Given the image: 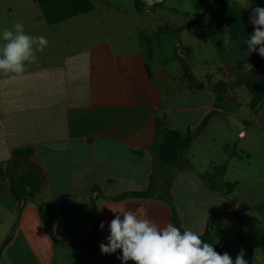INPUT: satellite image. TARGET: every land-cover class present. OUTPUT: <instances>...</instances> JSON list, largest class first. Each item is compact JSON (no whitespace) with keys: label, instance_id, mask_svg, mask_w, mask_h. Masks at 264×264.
Here are the masks:
<instances>
[{"label":"crops","instance_id":"1","mask_svg":"<svg viewBox=\"0 0 264 264\" xmlns=\"http://www.w3.org/2000/svg\"><path fill=\"white\" fill-rule=\"evenodd\" d=\"M90 1L91 11L51 24L37 0H0V43L3 30L16 22L26 34L48 41L37 52L39 63L28 65L25 74L16 79L0 74V264H100L77 246L90 237L95 210L104 229L89 244L93 251L107 243L110 208L138 211L160 226L173 224L162 200L109 198L148 189L158 120L170 130L186 131L212 114L188 151L189 160L206 172L228 159L227 146H235L239 156L230 158L223 183L236 184L237 213L245 203H264V58L258 51L249 55L232 38L226 52L218 51L206 30L191 27L211 23L201 2L138 8L133 1ZM226 5V28L247 40L254 31L252 9L264 8V0H226ZM180 26L187 28L178 35L158 33L160 27ZM180 59L202 83H229L227 109L216 105L210 90L192 85ZM246 60L258 77L238 84L227 70L242 69ZM28 149L27 158L15 155ZM168 172L175 176L170 192L184 229L202 235L212 215L224 219L235 210L196 172ZM28 175L39 185L35 196L48 223L69 245L53 240L37 203L27 202L19 213L12 186ZM25 189L31 192L27 183ZM180 195L199 199L203 211L188 213ZM219 228L216 240L225 243L219 239L231 232Z\"/></svg>","mask_w":264,"mask_h":264},{"label":"trees","instance_id":"2","mask_svg":"<svg viewBox=\"0 0 264 264\" xmlns=\"http://www.w3.org/2000/svg\"><path fill=\"white\" fill-rule=\"evenodd\" d=\"M43 8L44 16L46 20L51 24H56L60 21L67 20L78 16L80 14L89 12L93 9V4L90 0H37ZM206 9V13L211 18V23L205 26L199 22L191 25V27L197 29L206 30L212 39L213 44L221 51H225L228 47L225 42L222 33L224 29V18L227 11L226 0H199ZM186 26H180L175 29L178 35L183 31ZM181 63L186 70V76L194 87L197 89L210 90L216 96V105L219 106L222 99V92L217 86H210L208 84L202 83L196 79L191 73L188 66L183 60ZM244 70V69H243ZM252 76L250 78H255V71H251ZM212 114H209L204 121L196 129H187L186 131L170 130L164 123L160 120L157 121V131L156 137L153 145L149 148L150 152L155 155L154 163V173L151 177L149 187L145 191L141 192H128L117 196L109 197L114 201H123L127 199H157L164 201L170 208L172 214L173 225L180 228L181 231L185 229L182 226L181 217L178 208L175 204L174 198L171 195L170 187L173 183L175 176L170 174L168 171H183L190 170L197 173L203 184L213 193L218 194L228 200H230L235 210L232 213H226V216H234L237 213L238 202L236 198L233 197V192L235 190L236 184L233 183H223L224 175L227 171L230 158L234 156H239L235 152V146H227L226 150L228 152V159L219 165L211 167L206 172H198L196 167L189 160L187 153L190 150L196 137L204 132L210 124ZM142 154V152H139ZM17 157H29L32 155V150H20L15 151ZM30 171L35 169L31 164H28ZM166 171V172H163ZM39 173V171H37ZM39 174L37 175V177ZM33 179L31 176H26L18 180L17 184L13 183L12 190L20 202L19 213L22 212L24 205L31 201L37 203L41 212V217L48 226V232L52 236L53 240L62 245H69L65 241L60 240L54 233L51 225L47 221V217L43 212L42 206L38 203L36 199V193L39 191V185L36 182L33 184ZM28 184L31 192H27L25 189V184ZM18 185V187L16 186ZM94 191L101 194L100 189L96 187ZM93 207L95 210V198L93 199ZM217 215H212L208 221L206 231L204 234L200 235L201 239L207 243H213L216 237L221 233V229L216 226L214 218ZM95 224L91 231L90 237L77 245L87 251L92 257L97 259L100 264H115L120 259L118 256L122 255V252L115 254H102L101 250L98 249L93 251L89 244L92 242L100 233V227L98 223V215L95 210ZM11 239V236L4 243L7 244ZM75 246V245H70Z\"/></svg>","mask_w":264,"mask_h":264},{"label":"clouds","instance_id":"3","mask_svg":"<svg viewBox=\"0 0 264 264\" xmlns=\"http://www.w3.org/2000/svg\"><path fill=\"white\" fill-rule=\"evenodd\" d=\"M161 0H145L151 8ZM254 31L244 41L249 55L253 52L264 58V8L255 7L249 17ZM0 43V74L16 79L25 74L28 65L38 64L37 52L48 45L43 36L26 34L24 25L16 22L12 28H5ZM245 72L253 71L247 60L243 63ZM114 218L109 223L107 243L101 242L102 254H112L118 249L122 255L117 259L122 264H248L245 250L241 248L233 261L227 253L217 252L213 243H207L196 232L180 228L171 223L160 226L142 217L138 211L122 208L114 210ZM120 214H115V213ZM104 229V223L99 225Z\"/></svg>","mask_w":264,"mask_h":264},{"label":"rangeland","instance_id":"4","mask_svg":"<svg viewBox=\"0 0 264 264\" xmlns=\"http://www.w3.org/2000/svg\"><path fill=\"white\" fill-rule=\"evenodd\" d=\"M98 1H104V0H95ZM108 1H133L136 3L137 7L140 8L142 4H145V0H108ZM166 1H182V0H161L160 3H157L155 5L161 6L162 3ZM197 3H200L199 0H192ZM198 22V21H197ZM196 23V22H195ZM201 23V22H199ZM194 24V23H193ZM175 31V28L173 27H160L158 29L159 34H163L166 32ZM206 34L208 38L212 41L210 34L206 31ZM222 36L227 43L228 47L225 51H221L218 48H216L220 52H226L229 48V43L227 41L228 38H232L234 41H236L241 49H244L247 47V45L244 43V39L235 31L228 30L226 28V25L224 23V29ZM213 43V42H212ZM214 45V44H213ZM215 46V45H214ZM216 47V46H215ZM221 71L224 73L223 68ZM227 72H230L232 75L236 76L238 78V84L243 83L246 79H249L252 76L251 72H245L242 69H229ZM258 75L255 72V78L252 80L257 79ZM214 86L219 87V89L222 92V99L220 103V108L225 109L228 106V93L229 88L232 89V87H229V83L225 80H221L218 83H216ZM264 104V102H263ZM228 108V107H227ZM226 108V109H227ZM262 106L259 107L258 110H260ZM178 171V170H176ZM166 172V171H163ZM174 172V171H173ZM260 197V196H259ZM180 200L184 204V208L188 213H191L192 211H198L201 213L202 210V203L199 201V199H195L194 201H188L185 197L180 195ZM176 204V203H175ZM180 214V213H179ZM214 221L217 223V226L220 227L223 226L225 231L231 232V242L235 241L237 249L233 247L229 243V234L227 236H224L219 239L225 243H218V239L214 241V248L217 252L223 254L224 252H227L232 258L236 257L239 250L243 248L245 250V259L252 261L253 264H261L264 260V203L261 201H257L256 203H252L251 205H247L246 203L244 205L239 206V211L234 216H227L224 219H218L217 217L214 218Z\"/></svg>","mask_w":264,"mask_h":264}]
</instances>
